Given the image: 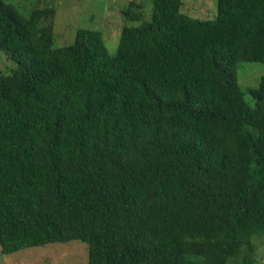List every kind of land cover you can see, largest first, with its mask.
Here are the masks:
<instances>
[{"label": "trees", "instance_id": "trees-1", "mask_svg": "<svg viewBox=\"0 0 264 264\" xmlns=\"http://www.w3.org/2000/svg\"><path fill=\"white\" fill-rule=\"evenodd\" d=\"M182 5L124 10L139 23L112 54L88 28L57 47L53 8L0 0L17 64L0 71L1 252L78 240L87 264H254L264 76L250 104L236 70L264 63V0H217L213 19Z\"/></svg>", "mask_w": 264, "mask_h": 264}, {"label": "rangeland", "instance_id": "rangeland-1", "mask_svg": "<svg viewBox=\"0 0 264 264\" xmlns=\"http://www.w3.org/2000/svg\"><path fill=\"white\" fill-rule=\"evenodd\" d=\"M14 4L24 15L32 10L53 8V14L42 20L43 24L52 27L55 46L70 44L79 28L95 29L102 33L109 53H115L119 35L125 25L139 23L125 16L124 10L141 12L142 20H147L152 12V0H4ZM182 11L192 17L213 19L217 12V0H183ZM16 63L0 50V71L9 75L16 68ZM237 82L244 98L253 104L250 88L259 85L264 76V63L238 62ZM255 249L254 264H264V235L253 238ZM88 245L85 242L72 240L54 242L42 246L28 247L13 253L0 250V264H87ZM240 257L237 259L239 260ZM236 260V261H237ZM229 261L227 264H235Z\"/></svg>", "mask_w": 264, "mask_h": 264}]
</instances>
